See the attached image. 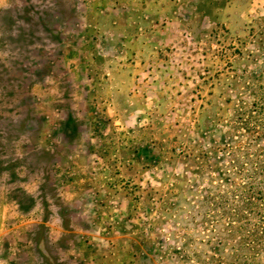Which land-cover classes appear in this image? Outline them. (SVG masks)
Instances as JSON below:
<instances>
[{"label":"rangeland","instance_id":"rangeland-1","mask_svg":"<svg viewBox=\"0 0 264 264\" xmlns=\"http://www.w3.org/2000/svg\"><path fill=\"white\" fill-rule=\"evenodd\" d=\"M264 0H0V264H264Z\"/></svg>","mask_w":264,"mask_h":264},{"label":"trees","instance_id":"trees-1","mask_svg":"<svg viewBox=\"0 0 264 264\" xmlns=\"http://www.w3.org/2000/svg\"><path fill=\"white\" fill-rule=\"evenodd\" d=\"M256 115H264V92L262 91L257 100L253 103L252 111ZM261 132L264 130V126L260 127Z\"/></svg>","mask_w":264,"mask_h":264}]
</instances>
